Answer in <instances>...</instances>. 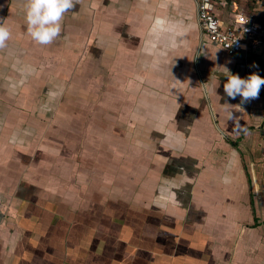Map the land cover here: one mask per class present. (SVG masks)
Listing matches in <instances>:
<instances>
[{"label":"crops","instance_id":"obj_1","mask_svg":"<svg viewBox=\"0 0 264 264\" xmlns=\"http://www.w3.org/2000/svg\"><path fill=\"white\" fill-rule=\"evenodd\" d=\"M25 4L0 0V264H264V90L225 95L244 55L195 1L75 0L45 45Z\"/></svg>","mask_w":264,"mask_h":264},{"label":"built area","instance_id":"obj_2","mask_svg":"<svg viewBox=\"0 0 264 264\" xmlns=\"http://www.w3.org/2000/svg\"><path fill=\"white\" fill-rule=\"evenodd\" d=\"M194 1L204 37L230 56L243 54L247 76L259 68V56L264 55V27L249 16V8L239 0ZM255 3L261 6L264 0H255Z\"/></svg>","mask_w":264,"mask_h":264},{"label":"clouds","instance_id":"obj_3","mask_svg":"<svg viewBox=\"0 0 264 264\" xmlns=\"http://www.w3.org/2000/svg\"><path fill=\"white\" fill-rule=\"evenodd\" d=\"M74 7L75 0H26L27 34L34 42L41 45L53 42L61 34L65 13ZM11 35L10 27L5 23H0V48L6 45ZM225 68L228 78L224 83V93L227 97L239 96L240 105H243L259 96L261 87L264 86V76L253 72L247 77H242L238 73H232L227 67ZM204 86L207 91V83Z\"/></svg>","mask_w":264,"mask_h":264},{"label":"rangeland","instance_id":"obj_4","mask_svg":"<svg viewBox=\"0 0 264 264\" xmlns=\"http://www.w3.org/2000/svg\"><path fill=\"white\" fill-rule=\"evenodd\" d=\"M70 85H72V84H70ZM84 135H86V136H84V137H87L90 133H88V129L85 127V131H84V133H83ZM263 138H264V134H263V136H262ZM264 148V147H263ZM259 151V150H258ZM260 153L262 154V151H261V148H260ZM263 155H264V150H263Z\"/></svg>","mask_w":264,"mask_h":264},{"label":"bare ground","instance_id":"obj_5","mask_svg":"<svg viewBox=\"0 0 264 264\" xmlns=\"http://www.w3.org/2000/svg\"><path fill=\"white\" fill-rule=\"evenodd\" d=\"M32 154V153H31ZM28 158H30V157H28ZM201 160V159H200ZM36 164V163H35ZM38 165V164H37ZM41 171V170H40ZM87 182V181H86ZM70 183V182H69Z\"/></svg>","mask_w":264,"mask_h":264},{"label":"flooded vegetation","instance_id":"obj_6","mask_svg":"<svg viewBox=\"0 0 264 264\" xmlns=\"http://www.w3.org/2000/svg\"><path fill=\"white\" fill-rule=\"evenodd\" d=\"M89 195H90V193H89ZM85 199H88L87 197H85Z\"/></svg>","mask_w":264,"mask_h":264}]
</instances>
